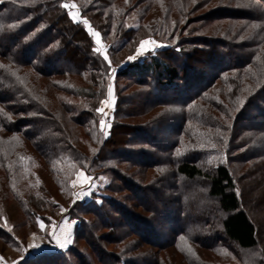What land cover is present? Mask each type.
I'll return each instance as SVG.
<instances>
[{"label": "trees", "instance_id": "trees-1", "mask_svg": "<svg viewBox=\"0 0 264 264\" xmlns=\"http://www.w3.org/2000/svg\"><path fill=\"white\" fill-rule=\"evenodd\" d=\"M63 1L9 0L0 3V23L4 16L12 15L14 10L17 11L15 13L17 17L15 16L14 21L19 23L15 28L4 33V36L0 39V56L7 57L11 52H14L16 56H13V58L24 66H31L40 60L42 61L39 62L40 66L35 65V70L40 75L47 79H51L55 75L74 76L83 82L86 81L87 87H76L72 82L73 80L54 84V89L58 93L61 92L68 97L66 99L58 96L61 111L54 113L43 106L40 107L38 104L35 107L31 98L28 102L39 111V118L28 117L17 128H14V126L9 127V122L0 115V183L8 187L7 193L0 191V203L5 201V194H9L12 201L18 204L27 219L26 221L37 226V223L34 222L37 213L45 210L47 205H50L48 195H44L42 199L37 197L34 192H27L28 195L26 196V193H22L20 186L33 187L35 179L33 173L37 171L38 161L40 160L44 162V165L49 168L52 174H56L57 185L63 180L58 177L61 174L58 168L53 170V161L60 165L63 160L67 159L79 167L85 168L88 174L90 173V167H93L97 161L116 160L129 163L133 167L139 165L145 167L144 170L139 171L143 176L147 169L154 168L160 172L163 171V173L152 180L149 185H164L171 179H180L188 183H193L198 179L202 180L205 183L207 198L215 202L214 208L221 217V232L225 239L233 243L242 253L238 256L235 255L237 263L264 264V39H248L245 31L249 27L246 26L245 31L240 33L241 28L234 26L233 30L231 25L232 28L230 29H227V26V28L225 27L226 30L222 32L223 38L208 39L201 46L195 45L192 49L188 46L189 48L184 50L181 45L179 51L165 48L158 51L155 56L125 62L124 66H119L118 77L125 78L138 87L145 86L148 82L151 84L149 95L137 94L130 97L133 100L128 103L125 102L124 98L121 104H127L128 107H131L130 109H134L126 110L125 117L142 115L143 112L145 113L149 109L152 111L153 107L167 106V104L179 105L184 110L181 114L180 125L173 131L176 137L181 138L189 133L192 134V129L187 123L190 120L193 121V118L189 115L188 109L185 110L186 107L195 101H203L204 95L224 77L228 76L227 81L234 90L236 98L232 100L229 107L220 104L214 106L215 112L222 117L221 122L214 118L215 116H212V110L208 107H203L200 109L201 111L196 112L197 118L204 123V127L208 130V132L204 131V138L211 132L209 134L210 138L209 140L206 139L207 144L204 146L192 145L193 147L188 148L186 154H175L174 150L179 145L178 139L171 144L164 141L156 146L154 144L155 139L149 133L152 132V129L149 127L137 128L135 130L137 132L128 134V140H124L123 135L127 134L125 133L127 128L117 122L112 126L108 139L100 145L93 155H89L81 151L73 140L72 130L74 127L83 128L89 138L91 135L89 134V126H86V122L83 120L85 111L81 110L80 104L75 100L95 98L100 89L98 87L100 82L92 78L97 77V73L101 72V68L94 64L89 56L92 46L90 35L81 24L73 22L68 16L66 10L60 5ZM252 1L264 7V0ZM88 2L89 4L86 6L88 11L85 10L84 13L90 12L88 19L93 26L96 29H106V34H109L110 20L116 18V16L118 19L120 16L122 17V13L118 15L116 12L112 13V11L122 6H119L115 0H88ZM176 2L181 3L182 1L176 0ZM107 8L111 10L105 14L104 10ZM245 16L246 12L238 9L234 15H221L223 18H227L228 21H232L234 25H237L243 19L248 22L255 21L253 18ZM207 17L205 22L210 24L221 21L218 16L215 18ZM8 21L9 23L13 22V20H6V22ZM118 28L121 30V37L129 38V41H132L130 37L135 31H123L121 26ZM141 30L143 28H140ZM237 37H244V40L235 47L232 45L233 41L230 40ZM72 48L76 49L77 55L83 54L80 64L76 62L75 54L71 51ZM123 48L121 47L117 53L122 51ZM241 48L245 50L244 53L240 51ZM235 49H238L239 52ZM71 53L73 54L71 55ZM227 55H231L234 60H231L225 66H219L217 61L226 59ZM85 61L87 64L83 66ZM200 63L208 64L210 70L208 72L204 70V74L201 72L198 75L200 71H203L196 67L201 65ZM84 74H89V76H84ZM87 81L91 83L88 84ZM85 89L91 91L87 96L82 94ZM223 93L225 94V91ZM120 95L121 92L118 97ZM147 96L153 97L154 100H148ZM140 98H144L145 101L140 102L139 106L136 107L135 103ZM7 100H14V98H8ZM22 112L24 111L22 110ZM155 121L159 125L162 124H160L159 117ZM28 125H39L41 131L45 134V139L35 141V135H31L29 131L22 132L23 139L31 144L35 154L24 147V140L23 143L19 140L20 146L23 147L21 151L18 150L20 147L10 145L14 140L12 135L21 133L20 127H27ZM166 125H163V127H166ZM239 125L240 127H238ZM77 140L81 141L86 147V143L81 138ZM144 144L158 151L152 156L140 150L136 151L140 158L138 165H136L135 160H130L129 157L125 158L126 154H133L132 151H135L134 145L142 146ZM40 147H43V149H40ZM108 148L114 149L113 152L109 151ZM217 149L218 152H216ZM221 151L227 155L226 160H224L226 162L222 161ZM14 152L20 153H17L20 155L19 161H12ZM118 152L123 153L121 155L124 158H121L122 156L109 157L111 153ZM150 157L154 159L153 162H150ZM164 168L167 170H163ZM174 182L175 180H173ZM244 182L245 186L243 185ZM133 186L134 189L130 190L133 194L131 200H134V197L137 196L136 188H138V185ZM38 189H42V186H38ZM148 190L154 192V204L146 206L140 202L137 207L142 208L143 211H148L152 216L159 214L158 216H161L162 219H169L168 230L173 236L168 243H162L164 237L161 231L164 228H161V231L158 230L159 232L155 231V228L151 226L154 220L142 216L135 209L128 208L121 199L115 200L112 197H105L107 205L104 206L109 207V209L100 205L89 211L87 210V213L95 217L97 222H90L85 224L84 227L78 228L76 241H84L94 255H99L100 258L96 256L99 259V264H138L137 262L141 260L140 254L137 255L136 259L126 257V255L137 253L140 247L138 244L142 241L143 244L157 247L160 250L173 247L174 251L182 256L185 264H222L225 261V255L228 254L229 249L223 243L221 237L211 238V243L207 247L196 245L202 240L201 235L195 239L196 242H188V245L184 240H179V236L184 232V229H181L182 226L176 221L185 219L178 215L180 206L176 207L177 209L170 210L168 208L169 201L161 203V191H156L153 188H148ZM139 196L147 199L145 194ZM27 198L34 202V206L30 205ZM2 199L4 201H1ZM160 204L163 207L164 205L167 206L163 208L162 213L157 210ZM52 206L54 205L51 204ZM253 212H260L262 215L260 214L256 218V214ZM110 214L113 216L110 217ZM3 215L9 219L6 210L0 211V221L4 217ZM119 217L123 218V221H118ZM121 225L126 226V228L130 226L133 231L126 238L139 234L142 241L128 242L119 250V253L108 254L102 248L101 242L95 233L102 229L108 232L118 230ZM0 239L4 243L6 242L1 235ZM123 241L122 237L116 240L106 237L105 242L108 246L115 247ZM183 243H185L184 247L181 246ZM73 247L65 251L46 252L26 257L23 264H60L64 261L65 256L63 253L66 251L70 250L75 257H78L80 251L75 248L76 246ZM203 248L210 250L215 258L214 260H221V262L214 261L212 256L206 258V254L200 252ZM103 257L109 258V261L104 260ZM153 257V260L151 257L144 258V264H167L160 255L158 258ZM79 264L91 263L80 260ZM171 264H178V261Z\"/></svg>", "mask_w": 264, "mask_h": 264}, {"label": "rangeland", "instance_id": "rangeland-1", "mask_svg": "<svg viewBox=\"0 0 264 264\" xmlns=\"http://www.w3.org/2000/svg\"><path fill=\"white\" fill-rule=\"evenodd\" d=\"M5 1L9 0H0V3ZM179 1L182 2L177 3L176 0H115V2L122 7L117 10H113L112 13L116 12L118 15L122 13V17L120 16L119 19L117 16L116 18L112 17L114 19L110 20V24L108 26L109 34H106V29H96L93 26L92 22H90L88 19L90 12H87V14L84 13L85 10L88 11L86 7L89 4L88 0H64L61 2L60 5L64 10H66L68 16L71 19L72 17L69 15V13H76L75 21L72 19L73 22L81 24V26L87 30L83 23V20L87 19L89 21V26L92 27L93 31L99 33L100 42L97 43V37L92 36L87 30L91 37L92 45L89 56L91 61L101 68V72L97 73V77L92 79L98 80V82H100L98 86L100 89L95 95L94 99L89 100L84 98L75 100V102L80 104L81 110L85 111L83 120L86 122V126H89L91 130H89V134H91L89 138L86 136L83 128L81 129L74 126V128L72 127V133L74 137L73 140L75 141L74 143L80 148L81 151L89 155H93L100 145L103 144L106 139H108L112 131V126L117 122L123 124L127 128L125 132L127 134L123 135L124 140H128V134L137 132L135 130L140 127H149L152 129H150L152 132L149 133L155 139L154 144L156 146L159 145L160 142L164 141H168L171 144L172 142H175L176 139H178L179 145L174 150L175 154L177 155L178 153L180 155L186 154L188 148L193 147L192 145L201 147L207 144L206 139L208 138L209 140V134L211 132L208 133L206 138H204V131L208 132V130L204 127V123L197 118L198 116L196 112L201 111L200 109L203 107H208L210 110H212V116H215L214 118L220 122L222 121V117L215 112V109H213L215 108L214 106H219L220 104L229 107L232 100L236 98L234 95V90H232L231 85L227 81L228 76L217 82L215 86L204 95L205 98L203 101H195L186 107L185 110L188 109L189 115L193 118V121L190 120L187 123L192 129L191 133L193 135L189 133L190 136L188 134L187 136L180 138L173 134V131L180 125L181 114L184 110V108L179 105L167 104V106L163 105L156 108L153 107L152 111L150 109V111L148 110L145 113L142 111V115L136 117L133 116L130 118L125 117L126 110L130 111L134 109H130L131 107H128L127 104H121L124 101V98L125 102L128 103L129 101L133 100L130 99V97L137 94L149 95L151 92V84L148 82L147 85L138 87L135 84H131V82L127 79L118 77L117 72L119 70V66H124L125 62L140 60L144 57L146 58L149 56H155L158 51L165 48L179 51V48L182 45V48L187 50L189 47L192 49L195 45L201 46L208 39L217 40L223 38L224 36H222V32L226 30L227 27V29L232 28L231 25L233 26V30L234 26L241 28L240 33L245 31L247 26L249 29L245 31V35H248V39L252 38L253 40L255 38L262 40L264 39V7L252 0ZM64 4L75 5V7L65 8L63 7ZM237 9L246 12L245 17L253 18L255 21L248 22L246 19H243L240 23L234 25L232 21H228L227 18L221 17V15H234L236 14ZM110 10L111 9L108 10L107 8L104 10V13L107 14ZM16 12L17 11L14 10L12 15L4 16L2 18L3 23H0V39H2L4 33H7L9 30L15 28V26L19 24L18 22L14 21ZM207 16L211 18L218 16L221 21L210 24L205 22V19L208 18ZM6 20H13V22L9 23V21L6 22ZM119 26H121L123 31H135V33H133V35L130 37L132 41H129V38L126 39V37H121V30L118 28ZM140 28H143V30H141L142 32L140 31ZM243 38L244 37H237L231 39L230 41H233L232 45L237 47V45L240 44L242 40H244ZM145 39L154 41L155 44L150 43L147 46L148 50L138 55L137 48L140 45V41ZM123 46L125 47L123 48ZM121 47L123 50L121 49L122 51L117 53ZM94 48H101L103 50V55L96 53ZM235 50L239 52L238 49ZM71 51L75 54L74 58L76 62L80 64L82 62L83 54L81 53L80 56L77 55L78 53L74 48H72ZM240 51L244 53L245 50L241 48ZM73 53H71V55ZM104 55L109 57L111 62L110 67L108 61L104 60ZM13 56H16L14 52H11V54L7 57L0 56V115L9 122L8 123L6 121L9 127L14 126V128H17V126L23 123L24 120H27L28 117L36 118L39 116V111L32 107L31 103L28 102L31 98L34 101V106L38 104L40 107L43 106L45 109H48L51 112H60L61 106L58 104V96H62L66 99L68 97L66 94L63 95L61 92L58 93V91L54 89V84L58 82H65L67 80H73L72 82L76 87H86V81L83 82L74 76L63 77L55 75L53 78L47 79L35 70V65L40 66L39 62L42 61L39 60V62H35L31 66H24L17 62ZM129 56H134L135 59L128 60L127 58ZM225 58L226 59L217 61V64L222 67L231 62V60H234L231 55H227ZM212 62L214 61L212 60ZM85 64H87L86 61L83 63V66ZM196 67L199 68V70H203L200 71L198 75H200L201 72L204 74V70H206V72L210 70L208 64L206 63ZM84 76H89V74H84ZM87 83L90 84L91 82L89 83V81H87ZM109 85L112 86L113 92L111 103L101 105V100H108ZM223 91H225V94ZM120 92L121 95L118 97ZM90 93L91 91H89V89L82 91V94L86 96ZM12 97L14 100H7L8 98ZM147 99L150 101L154 100V98L150 96H147ZM144 101V98L138 99V102L135 103V106L138 107L140 102ZM99 107H103L105 109L103 114L96 111V109ZM22 110L24 112H22ZM157 117H159L160 124L162 123L161 125L155 121ZM101 119L106 121L103 131H101L99 123ZM165 124H167L166 127H163ZM238 127H240V125ZM20 130L21 133H15L12 135L14 140L12 143H10V145L20 147L18 150L21 151V148L23 147L20 145L24 142V147L35 154L33 150L34 148L29 142L23 139L21 134L22 132L29 131L31 135H35V141H41L45 139V134L41 131L42 129L39 125H28L27 127H20ZM77 137L81 138L84 143H86V147H84L81 141L77 140L79 139ZM134 142L136 143V141ZM133 148L135 150L132 151L133 154H126L127 156L125 158L129 157L130 160H135L136 165H138V160H140L139 156L136 154V151L140 150L141 152H146L149 156L155 155V152L158 151L153 150L152 147L145 144L142 146L134 145ZM40 149H43V147H40ZM93 149L96 151L93 152ZM108 150L112 151L114 149L108 148ZM216 152H218V149ZM17 153L19 152H14L12 161H19L20 155ZM121 154L123 153H111L109 157H119L122 156ZM121 158H124V156ZM221 158L223 162H226L224 160H226L227 155L222 152ZM153 161L154 159L150 157V162ZM38 163V169L33 173L35 177L33 187L31 186L32 188H30L27 187V185H21L20 187L22 193H26V196L28 195L27 192H34L36 193L37 197L43 199V196L47 194L50 205H47L45 210L39 211L37 213L34 220V222L37 223V226H34L31 224V222L26 221L27 219L24 217L18 204L12 201V199L9 197L10 195L5 194L6 199L5 201L4 199L1 200L4 202L0 203V211L6 210V213L9 214V219L3 215L4 217L1 218L0 221V235L3 236L6 241L4 243L1 241L2 239H0V251L4 253L15 252L16 255L21 253V256L26 255V257L46 252H56L57 247L53 244L47 243L48 240H52L50 236V229H52V227L50 226L56 225L57 220L65 218L66 221L71 220L75 224L72 243L68 248H66V250L76 246L75 248L79 250L80 253L78 257H75L73 252H70V250L66 251L63 253L65 256H63L64 261L60 264H79L80 260L91 264H99L98 258H100V256L97 254L94 255L84 241H76V232L78 228L84 227L85 224L97 222L95 217L87 213V210L89 211L90 209L96 208L100 205H107V200L105 197H112L115 200L121 199L122 202L128 206V208L135 209L137 212L142 214V216L147 218L149 217L151 220H154V223H152L151 226L155 228V231H161V228H164V230L161 231L163 232L164 237L162 243H168L173 236L170 234V230H168V226L170 224L169 219H162L161 216H158L159 214L152 216L151 213H148V211H143L142 208L137 207V204L140 202L144 203L146 206L154 204V192L148 190V188H153L156 191H161V203L163 201L164 203L169 201L168 208L170 210H174L176 207L178 208L180 206L179 212L177 211L178 215L179 217L185 219L183 221H176L182 226L181 229H184V232L179 236V240H184L186 244L188 242H196L195 239L201 235L202 240L199 241L201 244L197 242L198 244L196 245L207 247L211 243V238L214 239V237L217 236L221 237L223 243L229 249L228 254L225 255V261H223L222 264H238L235 255L238 256L242 253L233 243L227 241L221 232V217L214 208L215 202L207 198L206 189L204 187L205 183L202 180L198 179L193 183H188L186 181L183 182L180 179H173L176 182L173 183V180L171 179V181H167L164 183V185H149L152 180L161 176L163 171L160 172L158 169L150 168L144 172L143 176L141 173H139V171L142 169L144 170L145 167H140L139 165L137 167H133V165H130L126 162L109 160L95 162L94 166L90 167V173L88 174L85 171V168H81L77 164L65 159L60 163V165H58L55 161H53L52 164L53 170L55 168L57 170L58 168L61 173L58 177L63 180V182H59L60 184L58 183L57 185L56 174H52L49 168L44 165L42 160L38 161ZM163 170L166 171L167 169L164 168ZM80 172H84L87 176H90L93 179L90 182L84 181L83 184L81 181L78 182L77 179ZM89 183H91L93 187L88 188L87 185ZM133 185H138L137 187L139 189L136 188V195L138 198L135 196V199L131 200V198H133V194L130 192V190L134 189ZM243 185L245 186V182ZM38 186H42V189H38ZM170 186L172 187L171 189ZM7 188L8 187L3 183H0L1 192L7 193ZM82 189L90 192V194L81 198L78 194ZM142 194H145L147 199L141 198L139 196ZM27 200L31 206H34V202L31 201V199L27 198ZM51 204L54 206L51 207ZM165 207L167 206L164 205L163 207L160 204L157 207L158 212L162 213L163 208ZM104 208L109 209L107 206H104ZM147 209L149 210V208ZM253 213L256 214V218L261 214L260 212ZM109 216L111 217L113 215L110 214ZM119 220L123 221V218L119 217L118 221ZM204 222L206 223L204 224ZM41 224H46L47 227L40 229L39 226ZM132 232L133 231L131 230L130 226L126 228V226L124 227L121 225L118 230L108 232L102 229L100 231H96L95 234L98 236L104 251L108 252V254H116L119 253V250L128 244V242H135L137 240L142 241L139 234L126 238L128 237V234ZM182 236L184 239H181ZM106 237L113 240L122 237L124 241L115 247L108 246L105 242ZM143 243L144 242L142 241V243L140 242V244H138L140 247L137 253H131L130 255H126V257H132L136 259L137 255L140 254L141 260H137V263L144 264V258L146 259L151 257L153 260V256L158 258L160 255L163 261L167 264H171L176 261H178V264H185L182 256L177 251H174L173 247H166L160 250L157 247L149 246ZM31 244H41V246L40 248L36 249L29 247ZM181 246L184 247L185 243H183ZM200 252L206 254V258H211L212 256L210 250L203 248L200 250ZM96 256L98 258H96ZM103 258L104 260L109 261V258ZM212 259L214 260L215 258L212 256ZM214 261L221 262V260Z\"/></svg>", "mask_w": 264, "mask_h": 264}, {"label": "snow or ice", "instance_id": "snow-or-ice-1", "mask_svg": "<svg viewBox=\"0 0 264 264\" xmlns=\"http://www.w3.org/2000/svg\"><path fill=\"white\" fill-rule=\"evenodd\" d=\"M63 7H65V8H72V7H75V5L64 4ZM69 15L75 21L76 13L70 12ZM83 23H84L85 27L87 28L88 32L92 36L97 37V41L96 42L99 43L100 42L99 41V33L93 31L92 27L89 26V21L87 19H84L83 20ZM150 43L151 44H155L154 41H150L148 39L141 40L140 41V45L137 48V54L139 55V54H142L143 52L147 51L148 50L147 46ZM94 51L96 53H98V54L103 55V50L101 48H94ZM127 59L128 60H133V59H135V57L134 56H129ZM104 60L105 61H108L109 67H110L111 66V62H110L109 57L107 55H104ZM112 95H113L112 86L109 85V88H108V100H101L100 101V104L101 105H105L107 103H111ZM96 111L98 113L103 114L105 112V109L103 107H99V108L96 109ZM99 123H100L101 131H103L104 130V126L106 124V121L104 119H101ZM92 151L95 152L96 150L93 149ZM178 155H179V153H178ZM79 176L81 178V183L82 184H83L84 181H89L90 182L93 179L92 177L87 176L84 172H80L79 173ZM87 187L88 188H91V187H93V185L91 183H89L87 185ZM89 194H90V192L85 191V190L82 189L81 192L78 195L82 198V197L87 196ZM62 211H63V209H62ZM40 226H41L42 229L45 227L43 224H41ZM60 228L62 230L61 235H58L57 232H56V230L54 229L50 233V236L55 241V246L58 247V248H60V249H63L65 247H67V245L69 243H71V239H70V228H71V225L68 224L67 222H65L64 224H61L60 225ZM181 239H184V237L182 236ZM29 247L38 249V248H40V245H38V244H31V245H29ZM2 259L3 258H0V260H2ZM13 264H15V262H13Z\"/></svg>", "mask_w": 264, "mask_h": 264}, {"label": "crops", "instance_id": "crops-1", "mask_svg": "<svg viewBox=\"0 0 264 264\" xmlns=\"http://www.w3.org/2000/svg\"><path fill=\"white\" fill-rule=\"evenodd\" d=\"M77 181L78 182H80L81 181V178H80V176L78 175V179H77ZM65 222H67L68 224H70L71 225V228H70V239H71V243H72V240H73V237H74V228H75V224H74V222L73 221H71V220H67L66 221V219L65 218H62V219H59V220H57V223H56V225H51L50 227H52V229H50L51 230V232L55 229V227H56V232H57V234L58 235H61V233H62V230H61V228H60V225L61 224H64ZM45 227H47V225L46 224H43ZM40 227V229H42L41 228V226H39ZM44 227V228H45ZM51 239H52V237H51ZM2 241V240H1ZM47 243L48 244H53V245H55V241L52 239V240H48L47 241ZM71 243H69L68 245H67V247H65V248H63V249H60V248H56V251H65L66 250V248H68L69 246H70V244ZM44 244H46V243H44ZM44 244H42V245H44ZM47 244V245H48ZM40 246H41V244H39ZM42 250V249H41ZM47 250V249H46ZM25 252V251H24ZM53 252V251H52ZM0 258H3L2 260H0V264H13V262H15V264H23V261H24V259L26 258V255L25 256H21V253H19V254H17L16 255V253L15 252H6V253H4V252H2V251H0Z\"/></svg>", "mask_w": 264, "mask_h": 264}]
</instances>
